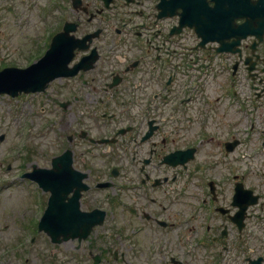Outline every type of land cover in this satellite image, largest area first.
Wrapping results in <instances>:
<instances>
[{"label":"flooded vegetation","instance_id":"af4514ba","mask_svg":"<svg viewBox=\"0 0 264 264\" xmlns=\"http://www.w3.org/2000/svg\"><path fill=\"white\" fill-rule=\"evenodd\" d=\"M33 1L44 6L50 26L65 25L68 21L77 23L78 39L91 34L95 28L102 31L91 42L90 50L76 52L73 61V64L80 62L96 48L100 54L96 66L79 71L70 80L53 83V89L63 91L64 100L69 103L66 120L71 116L77 119L83 108L116 105L114 110L103 111V124L98 123L91 129L92 137L111 138L116 135L117 127H130L126 135L118 137L115 145L109 147L107 158L97 157L91 163L87 162L88 149L94 146L89 140L73 137L71 142L76 168L88 174L90 183L95 182L86 192H81L80 211H106L102 228L107 230V239L114 241L110 246L122 249L121 253L113 254L112 261L101 255L102 261L106 264H188L177 260L176 249L169 243L183 236L190 240L192 236L201 239L212 235V241L215 240L218 228L208 226L205 234L202 231L201 221L214 220L213 215L207 216L208 211H215L214 215L222 217V221H230L229 217L240 209L237 189H252L251 172L240 170L242 161L235 158L236 154L247 153L254 146L250 153L255 152L264 162V0H182L183 14L200 17L201 27L215 31V39L202 40L197 38L194 28L184 27L188 72L172 62L175 54L171 50L174 51L175 44L167 40L171 37L168 34L172 29L171 18L157 20V5L161 0ZM9 4V0H0V30L11 28ZM163 22L166 24L162 25ZM239 25H246L249 32L238 31ZM111 45L113 51L124 56L119 72L121 83L115 89L110 87L115 72H107L102 66L110 63ZM183 81H189V101L199 119H193V142L181 149L192 148L195 143L197 174L202 169L199 159L209 162L223 154V158L232 162H225L228 174L221 176L217 165L209 163L207 173L213 175L211 185L215 192L208 196L201 192L198 209L183 203L182 198L173 201L172 196L180 193L176 190L178 186L182 183L186 186L184 176L188 172L183 169L170 175V167L164 163L174 147L167 142L168 136L179 144L189 134L181 128L171 134L164 123L163 101L173 96L175 88L167 87L165 97L163 85ZM87 114L92 117L96 111L88 110ZM151 128L152 136L144 140ZM101 150L106 149L98 146L94 151ZM109 164L116 167L118 175L114 196L95 187L98 181L106 179ZM75 195L76 191L71 192L68 199H74ZM222 199L229 200L226 215L216 212L218 205L223 204ZM194 210L197 214L189 219ZM251 210L252 207L246 209L244 215L248 232ZM110 215L114 218L112 222H109ZM99 231L95 230L94 238ZM104 236L102 232L100 237ZM73 243L77 250L84 247L82 243ZM89 246H93L92 240ZM236 251L241 253V249ZM199 263L195 260V264Z\"/></svg>","mask_w":264,"mask_h":264},{"label":"rangeland","instance_id":"374dc122","mask_svg":"<svg viewBox=\"0 0 264 264\" xmlns=\"http://www.w3.org/2000/svg\"><path fill=\"white\" fill-rule=\"evenodd\" d=\"M15 4H17L14 8V12L16 13L13 14H18L19 16L22 14V8L19 6L18 1ZM30 15H33V18L28 23L26 19H30V17L28 18L29 15H27V12L22 19L18 18L19 20L15 19L14 15H12L10 23L11 29L0 30V66L6 63H12L13 61L17 68H24L27 60L30 58L29 56H31V51H33V53L35 52L37 46L34 47V42L38 39L40 27H38V23H36L35 13ZM169 22L170 24H174V22ZM174 40L176 43H186L185 32L182 33L181 36H175ZM112 58L113 59H110L108 65H102L103 68H106L107 72L118 71V69L121 68L120 65H124L123 55L117 58L116 56H112ZM178 86L175 84V89L180 93L181 86ZM178 92L177 96L179 95ZM182 97L183 96H178L179 100L176 104L177 106ZM173 104V102H169L168 106H172ZM178 107H180V109L177 107L176 110L165 109L166 125L172 127L179 125V128L185 129L186 126L188 127L191 124V127H189V137L193 134L192 137L194 138V129L191 128H193L192 117L195 116V113L192 112L191 104L188 106L189 108L187 107L188 110H186L187 108L185 109V105ZM55 113L60 114L59 111ZM57 114L52 117L50 116L43 94L30 95L22 100L15 98L11 99L8 96L0 97V136L5 137L4 141H0V262H2V264H25L24 261L19 260L13 255L7 256L6 254L9 252L11 246L19 243L22 239L24 229H26L25 226L28 224L27 220L32 218L33 221H36L41 215L38 212V207L34 206L33 203L35 185L20 179V174L24 171L31 170L32 165H36L38 168H50L52 155L55 153L59 154L64 149V131L60 129L57 122L55 127L50 124L51 120L58 121V119H60V116ZM25 145H30L35 150L34 156H32L31 160L28 162L24 160L20 161L21 159L17 157L20 153V147L22 148ZM252 148H254V146H251L247 153L243 152L236 154L235 158H240V155L243 154L249 155ZM238 150L242 151V147H239ZM90 156L96 157V153H92ZM221 160L223 162L227 161L232 163L229 158H223V154L214 156L209 162H216L217 164L220 163ZM248 161L249 164H245L244 161H242L239 168L243 170L244 167L250 166L251 187L253 191L255 190L254 193L258 192L263 195V202L264 162L258 159V157L255 159L250 158ZM209 162L205 163L209 164ZM223 162L218 164L217 167V172L220 176L228 174L226 164ZM202 163L204 164V162ZM194 165H197V163L195 162ZM9 166L10 170L7 171ZM2 181L5 183L3 186L1 183ZM13 181L16 183H13ZM193 191L199 194V190ZM228 201V199H222L221 204H223L218 206L222 209H228ZM258 208L257 206L252 207V218L250 222L252 231L256 232L255 239L252 241L253 246L256 248V256L264 255L262 241L259 240V238L263 236L259 226H264V212H260ZM218 217L220 216H215L216 223L214 226L221 229L224 221H222V217H220L221 219ZM257 217H259L260 221L257 220ZM226 222L229 223L228 220ZM229 230V239L227 243L230 245V248L225 250L224 253L230 254V259L233 264H243L245 257L238 251L235 252L234 247L231 246L234 244L232 240L235 238L237 230L233 229L231 226H229ZM193 241L194 238H192L189 245L177 243L176 240L169 244L172 248L176 249L175 255L179 260L185 259L188 264H193V259L190 261L191 257H202L205 254L203 250H193L191 256L185 254V250L189 249L192 245L196 248ZM45 242H47L46 247L44 246ZM48 242L49 240L45 238L44 235L39 237L36 245L37 250L33 252L34 256L32 257V262L30 261L29 264H52L55 262L59 264L61 261H74L71 255L77 253L80 255L78 256L81 260H84L86 258L85 256H89L90 250L87 249L86 244L83 245L85 248L83 247L81 250L73 248L74 244L70 242L53 249V247L48 245ZM205 256L207 255L205 254ZM209 263L207 257L204 264Z\"/></svg>","mask_w":264,"mask_h":264},{"label":"water","instance_id":"95a60500","mask_svg":"<svg viewBox=\"0 0 264 264\" xmlns=\"http://www.w3.org/2000/svg\"><path fill=\"white\" fill-rule=\"evenodd\" d=\"M49 60V59H48ZM19 71V70H18ZM16 71V72H9L2 74L0 76V83L3 85V90L6 91H13L11 90L13 86L18 85V89L21 91H28L33 90V81L41 78V75L46 72V68L42 63H39L30 69H26L24 71ZM52 69L49 70V73H52ZM13 72V73H12ZM43 80V78H42ZM37 85V84H36ZM35 85V86H36ZM256 201H254L255 203ZM47 232L51 233L52 237H55L57 231L59 230L60 226L58 225L57 221H54L51 216L46 215L41 224Z\"/></svg>","mask_w":264,"mask_h":264},{"label":"bare ground","instance_id":"6f19581e","mask_svg":"<svg viewBox=\"0 0 264 264\" xmlns=\"http://www.w3.org/2000/svg\"><path fill=\"white\" fill-rule=\"evenodd\" d=\"M60 70H62V68H59Z\"/></svg>","mask_w":264,"mask_h":264}]
</instances>
